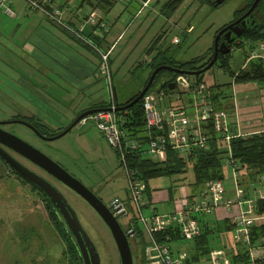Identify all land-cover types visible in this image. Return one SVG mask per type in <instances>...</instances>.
<instances>
[{
	"label": "rangeland",
	"instance_id": "374dc122",
	"mask_svg": "<svg viewBox=\"0 0 264 264\" xmlns=\"http://www.w3.org/2000/svg\"><path fill=\"white\" fill-rule=\"evenodd\" d=\"M63 1L58 0V3ZM66 1L70 6H78L82 0ZM149 1L143 0V3L139 4L138 0H134L131 6H138L131 12L128 10L129 5L124 6L117 1L109 15L110 20L114 21L123 10L120 15L123 23H120L117 29L125 31L124 37L122 36L115 46L109 62L112 64L110 68L113 85H117L120 103L126 102L144 89V81L151 72L148 62L153 58L157 57V61L171 60L179 65L203 56L213 47V51H210V55L204 60L207 62L208 58L214 56V43L220 28L239 19L248 2L252 0H228L216 6L202 0H183L170 17L161 10L168 0H152L150 6L144 8V3ZM90 11L91 7L85 6V12ZM39 16L43 20L44 17L37 15L33 16L32 21ZM18 18L12 19L0 13V121L30 120L45 132L60 134L68 128L60 127V123H64L63 117L66 120L73 117L74 113H79L88 100L83 99L74 109L73 106L68 108L53 100L55 89L47 76H25L36 83V86H33L29 85V80L24 76H13L18 78L13 80L12 76L6 75L11 73L12 66L16 65V59L11 55L15 49L9 42L19 43L28 30V26L23 24V19ZM81 24L77 23L78 29L82 27ZM135 35V44L131 48H125ZM175 37L178 38V43L174 42ZM235 47V50H230L233 54L230 68L236 74L249 63V52L247 45L236 44ZM93 50L98 51L94 48ZM103 75L101 101L108 104L109 84L107 76ZM189 79L195 82L197 77L190 76ZM185 80L187 82V78ZM202 81L208 86H225L223 89L231 96L228 105L239 119L241 136L264 133V85L257 82L237 83L236 75L231 77L228 70L219 65L205 72ZM183 94L180 91L171 95L172 102L179 103L181 97L186 98ZM169 99L166 97L162 101L168 102ZM85 123L83 120L80 122ZM6 130L60 164L96 194L107 207H110L114 197H126L128 183L123 168L119 166L117 153L101 136L94 122L90 121L85 126L77 124L73 135L71 131L53 141L42 140L34 130L20 123L7 125ZM14 156L31 170L54 182L63 192L94 243L100 264H121L113 236L96 211L74 191L50 178L27 160ZM225 173L223 182L227 190H232V171L226 168ZM192 180L193 172L189 168L187 174L163 175L149 180L148 183L151 189L168 190L177 185L188 187ZM128 209L129 215L118 220L124 230L134 214L131 203ZM143 213L148 216L151 211L143 206ZM62 227L56 216L51 214L49 203L43 195L17 177L9 166L0 160V264H81L72 248L70 235L64 232ZM215 232L213 244L216 247L231 241L234 235V231H225L222 227ZM129 241L143 258L138 264H148L144 260L145 238L136 236ZM181 243V246L187 248L191 245L185 241Z\"/></svg>",
	"mask_w": 264,
	"mask_h": 264
},
{
	"label": "built area",
	"instance_id": "2783aa9c",
	"mask_svg": "<svg viewBox=\"0 0 264 264\" xmlns=\"http://www.w3.org/2000/svg\"><path fill=\"white\" fill-rule=\"evenodd\" d=\"M15 1L0 0V12L13 18ZM21 1L28 9L41 13L83 44L97 49L101 55L100 69L107 76L109 84L108 107L89 115L83 121L84 123L88 120L95 121L108 144L117 153L119 166L123 168L128 183V200L116 197L111 201L109 208L119 220L129 215V203L133 205L134 214L125 233L130 237H136L138 229L142 232L146 240L144 246L146 262L148 264H258L264 259V246L252 241V228L264 222V214L257 213V201L264 200V172L259 178L258 185L251 190L240 185V165L233 160L230 145L234 137L242 135L238 116L211 103L212 93L205 82H191L190 76L180 75L177 78L181 81L176 79L178 92L174 94L181 91L186 98L181 97L179 103H173L171 95L174 94L171 92L148 91L142 98L145 135L136 138L128 136L122 128L121 118L117 115L118 102L109 64L110 51L101 50L83 32L85 26L104 27L98 21V12L92 11L84 19L82 27L76 29L65 17V12L71 10L68 1L63 6L59 5L57 0ZM117 1L128 6L132 0ZM147 4L145 2L144 7ZM174 42H179L177 37L174 38ZM236 44L230 47L231 50L236 49ZM247 59L264 60V40L250 51ZM166 97L170 98L169 101L163 102ZM217 144L219 148L228 152L224 166L233 174V195L229 197L223 180L207 181L194 196H190L188 187L182 185L172 201L171 210L158 212L154 203L148 200L147 182L142 178L138 168L133 166L131 158L133 159L135 154H140L154 162L164 163L171 151L180 154L197 148L211 151ZM143 206L151 211L150 215H144ZM221 211L228 215V220L218 223V220H213L212 217L216 218ZM222 224L234 231L229 244L221 243L216 247L213 244L214 234L209 253L200 258H196L195 249L181 246L182 241L192 244L202 235L205 228L212 229ZM228 245L240 248L239 253H244L247 256L246 260L242 259L234 263Z\"/></svg>",
	"mask_w": 264,
	"mask_h": 264
},
{
	"label": "trees",
	"instance_id": "16d2710c",
	"mask_svg": "<svg viewBox=\"0 0 264 264\" xmlns=\"http://www.w3.org/2000/svg\"><path fill=\"white\" fill-rule=\"evenodd\" d=\"M183 0H168L162 6L161 10L165 15L170 17L173 12L177 9L180 3ZM211 5H213V0H202ZM254 0L249 1L242 14H245L249 8L251 7V3ZM256 9L252 12L256 20V27L247 30L243 33L240 37H236L230 47L233 46L234 43L239 41V46H248V51H252L257 44L264 40V0H259L257 3ZM215 6V5H213ZM242 43V44H241ZM152 48H150L151 50ZM210 51H213V47L206 52L203 56L198 58L192 59L188 62L175 64L171 60H162L157 61V57L151 59L150 66L151 72L149 77L144 81L143 88L148 84V81L154 72V70L160 66H170L179 70L183 71H194L203 68L206 66L213 58H208L207 62L204 60L207 58V55H210ZM210 52V53H209ZM232 52L228 54H219L218 59L215 65H219L220 67H225L228 70L229 75L235 76L236 75V82L237 83H248V82H257L258 84L264 85V60H252L249 61L246 68L239 71L238 73H234L233 70L230 68V60L232 58ZM247 58V53L245 54ZM212 66L211 69L214 67ZM167 73V74H165ZM205 73L196 76L197 82H203V76ZM178 73H174L171 71H161L159 72L154 82L149 89V91L153 89L166 90L168 93L167 86L168 84L175 82ZM223 85H212L209 86L211 90V103L217 108H223L227 111L231 112V107L228 105V99L231 97L224 89ZM141 91L137 92L134 96L128 99L124 103L118 102V111L117 115L122 118V128L127 132L128 136L136 138L140 136L143 132H145V116L142 107V99L128 107L124 108L131 104L135 98L138 97ZM24 120V119H21ZM32 126H34L41 134L45 136H53L55 134L45 132L39 125L33 123L30 120H27ZM231 153L233 160L240 165V185L245 189L251 190L253 187L258 185L259 178L261 174L264 172V133H254L245 136H237L231 140ZM228 156L227 150H223L222 148L218 147V144L214 146L213 150L211 151H203L200 149H193L190 152H186L184 154H180L175 151H171L169 153V157L164 163H157L148 158H144V156L140 154H135L134 158H131L132 164L134 167L138 168L142 178L149 182V180L161 177L163 175H170L173 173H180V174H187L189 168L192 169L193 172V180L188 183V189L190 196H194L198 194L203 187V185L210 180H224L226 173H225V160ZM5 164H7L3 159L0 158ZM7 166H9L7 164ZM10 168V167H9ZM12 172L19 178L13 170ZM186 178V176L184 177ZM22 179V178H21ZM23 180V179H22ZM186 180V179H184ZM25 181V180H24ZM26 182V181H25ZM29 184V183H28ZM30 185V184H29ZM32 186V185H31ZM33 187V186H32ZM34 189L38 190L37 188L33 187ZM40 192V191H39ZM41 195L43 193L40 192ZM46 201L49 203V208L51 210V214L56 216V220L62 224V229L64 232L70 235V242L72 248L77 255L80 263L83 264L78 248L72 238L70 232L66 228L65 223L60 219L59 215L57 214L56 210L51 205L49 199L43 195ZM257 213L264 214V200L257 201ZM225 224V223H224ZM222 224V228L226 230H230L227 226L225 227ZM217 226L216 228H205L202 235L196 239L191 245L190 248L196 250V258H200L209 253L211 247V240L213 235L216 233L218 229L221 228ZM137 236H142V232L138 229ZM252 241L255 243H259L260 245L264 246V222L255 225L252 228ZM227 248L230 250V257L234 263L238 262L239 260H246L247 256L244 253H239L240 248H235L232 245H228ZM232 250V251H231ZM258 264H264V259L260 260Z\"/></svg>",
	"mask_w": 264,
	"mask_h": 264
},
{
	"label": "crops",
	"instance_id": "0c3cea01",
	"mask_svg": "<svg viewBox=\"0 0 264 264\" xmlns=\"http://www.w3.org/2000/svg\"><path fill=\"white\" fill-rule=\"evenodd\" d=\"M133 1L134 0H132L129 4L128 10L130 12L134 11L138 6H131ZM138 2L139 4H142L143 0H138ZM151 2L152 0L148 2L146 7H149ZM65 3L66 0L58 4L63 6ZM116 3L117 1L115 0H82L81 4H79L78 6H70L71 10L65 12V17L67 18V20L72 23V26L74 28L78 29V22L83 23L84 19H86V17L92 11H97L98 21L103 24L104 27L85 26L83 32L101 50L110 51V56L114 54L115 46L125 32L121 28L117 29V27L120 26V23H123L120 20V15L122 14L123 10H121L120 13L114 18V21L110 20L109 18L111 9ZM85 6H90L91 11L85 12ZM13 8L15 10V16L12 19H16L17 17H19L18 19H23V24L28 26V30L19 43L15 44L9 42L13 45L12 48L15 49L11 53V55L12 57H14V59H16V61H14L16 65H13V68L10 71L11 73H6V75L12 76L13 80H17L18 78L13 76L18 75L24 77L47 76V79L51 80L56 92H54L55 98L53 100L59 105L68 108L73 106L74 109L76 104H78L83 99H87L88 102L85 103L79 113L75 114L73 112V117L67 118V121L64 120L65 117H63L62 121L64 123H60V127H69V125H71L84 112L107 108L108 104L101 101V86L104 79V73L101 72L100 69V53L93 50V48L83 44L74 36L70 35L65 30L53 24L39 12L28 9L23 1L16 0L13 3ZM37 15H41L42 17H44L43 20L39 16L38 19H34L32 21L33 16ZM132 38L133 39H130V41L126 44L125 48H131L135 44L137 35ZM111 65L112 64H110V67ZM25 78L27 81L29 80V85L36 86V83L32 82V80L30 81V79H27V77ZM115 90L117 101H119L118 88L116 84ZM43 98L44 96H42V99ZM90 121L96 124V122L93 120H88L87 123H89ZM87 123H79V125L85 126L87 125ZM58 134L59 133H56L55 136ZM71 134L73 135V130ZM100 134L106 140L102 132H100ZM143 135H145V132L141 134V136ZM87 138L89 139V137ZM147 185L148 200L154 203V206L156 207V210L158 212H169L171 210L172 201L178 194V188L182 186L177 185L169 188L168 190H159L157 188L151 189L148 182ZM233 189L228 190L229 197L233 195ZM117 198L127 201L128 190H126L125 198ZM159 208H162L163 210L160 211ZM216 216L217 217L213 218V220H218V223H222L223 221L225 222L226 220H228V215L224 211L219 212ZM229 243L230 241L226 244Z\"/></svg>",
	"mask_w": 264,
	"mask_h": 264
},
{
	"label": "water",
	"instance_id": "95a60500",
	"mask_svg": "<svg viewBox=\"0 0 264 264\" xmlns=\"http://www.w3.org/2000/svg\"><path fill=\"white\" fill-rule=\"evenodd\" d=\"M226 1L228 0H214L213 5H221ZM258 2L259 0H255L249 10L243 16H241L235 22L229 24L228 26L224 27L222 30L219 31L214 43V56L206 66L194 71H183L166 65L156 68L152 73L148 84L140 92L138 97L135 98L134 101L131 102V104L125 106L124 108H128L138 103L143 98V96L149 91L156 75L161 71L167 70L174 73H178L180 75L199 76L210 70L211 67L214 66V64L216 63L219 54L230 53L231 49L229 43H231L232 41L231 35L233 33H236V35L240 37L248 25L252 26L253 28L256 27V20L252 15V12L256 9ZM239 24H241L243 28H246L244 30L239 31L237 29V25ZM225 32L226 41L219 45L220 37ZM167 88L171 93L178 92L177 84L174 82L168 84ZM97 111L99 110H91L84 112L68 128H66L63 132L56 136H45L41 134L34 126H32L25 120L14 119L0 121V158L3 159L18 176H20L23 180H25L33 187L37 188L38 191L43 193V195L49 199L51 205L56 210L60 219L65 223L66 228L74 239L83 264H100V258L94 243L92 242L91 238L80 223L75 210L72 208L63 192L55 184H53L49 179L25 166L8 150L27 160L28 162L45 172L48 176L54 178L67 188L74 191L81 198H83L96 211V213L103 219L105 224L108 226L116 243L121 264H134L133 253L128 235L125 233V230L119 224L118 219L112 214L110 208L107 207L96 194H94L89 188L83 185L77 178L71 175L60 164L52 160L49 156L44 154L39 149L35 148L31 144L27 143L23 139L17 137L16 135L8 132L6 129L3 128L4 126L10 124L20 123L34 130V132L42 140L53 141L71 132L73 128L77 124H79L84 118L88 117L91 114H94Z\"/></svg>",
	"mask_w": 264,
	"mask_h": 264
},
{
	"label": "flooded vegetation",
	"instance_id": "af4514ba",
	"mask_svg": "<svg viewBox=\"0 0 264 264\" xmlns=\"http://www.w3.org/2000/svg\"><path fill=\"white\" fill-rule=\"evenodd\" d=\"M244 15V14H243ZM242 15V16H243ZM233 22H235V21H233ZM232 22V23H233ZM231 24V23H230ZM229 24H227V25H225V26H223L222 28H220V30H222L224 27H226V26H228ZM246 28V27H245ZM245 28H243L242 26H241V24H239V25H237V29L240 31V30H244ZM252 28V26H250V25H248L247 26V28L243 31V33H245L247 30H249V29H251ZM219 30V31H220ZM219 31H218V33H219ZM242 33V34H243ZM225 34H226V32L220 37V40H219V45H221L222 43H224L225 41H226V37H225ZM236 37H239V36H237L236 35V33H233L232 35H231V40L233 41ZM232 41H231V43H229V46H230V44H232ZM4 129H6V126H4L3 127ZM8 150V149H7ZM13 156L14 155H16V156H19V155H17V154H15L14 152H12V151H10V150H8ZM15 157V156H14ZM20 157V156H19ZM16 158V157H15ZM22 158V157H21ZM11 169V168H10ZM12 170V169H11ZM50 177V176H49ZM50 178H52V177H50ZM52 179H54V178H52ZM55 180V179H54ZM51 181V180H50ZM57 181V180H56ZM52 182V181H51ZM58 182V181H57ZM53 184H55L54 182H52ZM60 183V182H59ZM61 184V183H60ZM128 238L129 239H133V238H135V236H133V237H130L129 235H128ZM130 242V241H129ZM130 246H131V243H130ZM131 249H132V253H133V259H134V264H138V263H141V261H143V258H142V256L140 255V253H138V250H136V248H133L132 246H131ZM135 260H137V263H135ZM144 260H145V258H144Z\"/></svg>",
	"mask_w": 264,
	"mask_h": 264
},
{
	"label": "bare ground",
	"instance_id": "6f19581e",
	"mask_svg": "<svg viewBox=\"0 0 264 264\" xmlns=\"http://www.w3.org/2000/svg\"><path fill=\"white\" fill-rule=\"evenodd\" d=\"M117 111H118V108H117Z\"/></svg>",
	"mask_w": 264,
	"mask_h": 264
}]
</instances>
